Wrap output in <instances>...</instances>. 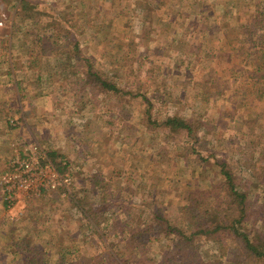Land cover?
Masks as SVG:
<instances>
[{"label":"rangeland","instance_id":"374dc122","mask_svg":"<svg viewBox=\"0 0 264 264\" xmlns=\"http://www.w3.org/2000/svg\"><path fill=\"white\" fill-rule=\"evenodd\" d=\"M263 12L264 0H0V155L7 139L37 141L70 179L24 211L0 164V264H26L24 239L43 264H264L229 230L187 224L233 197L225 165L246 193L236 225L264 240ZM174 116L191 129L172 130Z\"/></svg>","mask_w":264,"mask_h":264},{"label":"trees","instance_id":"16d2710c","mask_svg":"<svg viewBox=\"0 0 264 264\" xmlns=\"http://www.w3.org/2000/svg\"><path fill=\"white\" fill-rule=\"evenodd\" d=\"M262 14H264V12ZM263 16L264 15L260 16L259 18L255 17V23L258 22L260 24H263L264 27V19L262 18ZM261 36H264V34ZM261 50L263 51L262 56H264L263 46ZM97 78L101 79L100 77ZM104 86L113 87L108 83H104ZM166 123L167 125L170 126L172 130L175 129L176 131H178L181 128H187L189 130L191 129L190 124L186 123L183 119L177 116L169 117ZM224 166L225 165H222L223 168L221 169L222 173H224L226 176V178H224V182L230 187L229 190L230 193L228 192V194L233 195V197L231 198V200L229 199V201L227 199L226 200L221 199L220 202H218L219 205L216 210L211 211L209 210V206H208V208H206V211L200 215L201 218H198L196 213L191 214L189 216V220L187 224L190 227L192 226L195 227V230L193 232H200L206 235L213 233L216 234V232H220L222 229L229 230V232L232 233L233 235H237L243 238L249 255H251L255 259H262L264 258V240L257 237L256 235L250 236L245 231H241L239 226L236 225V222L243 223L245 219V215H246L245 210L247 207L246 193L243 191L239 192L237 190V188L235 187V183L233 182L234 180L232 178L230 171L227 170ZM218 187L220 188V190L222 189L221 185H219ZM170 231L181 233L184 239H187L188 237V235L186 233H183L182 230H175L171 228ZM189 241L192 242V239H189ZM13 244H14L13 246L17 247L15 248L16 252L19 253L20 251L23 252V257H24L22 258L23 263L43 264L44 259L38 256L39 254L38 250L31 245L30 241L24 239L23 242L21 241L17 244L15 240ZM184 246L185 244L183 245L182 250L184 249ZM57 261L58 264H66L64 260H61V258H58ZM116 263L121 264L120 261ZM72 264H89V263L75 262ZM188 264H193V261H188Z\"/></svg>","mask_w":264,"mask_h":264},{"label":"built area","instance_id":"2783aa9c","mask_svg":"<svg viewBox=\"0 0 264 264\" xmlns=\"http://www.w3.org/2000/svg\"><path fill=\"white\" fill-rule=\"evenodd\" d=\"M9 163L12 169L3 179V188L6 201L10 204L18 203L24 192L35 188L55 190L64 185L69 189L70 179L59 178L46 150L37 141L22 142Z\"/></svg>","mask_w":264,"mask_h":264},{"label":"crops","instance_id":"0c3cea01","mask_svg":"<svg viewBox=\"0 0 264 264\" xmlns=\"http://www.w3.org/2000/svg\"><path fill=\"white\" fill-rule=\"evenodd\" d=\"M13 84L14 85H18L17 80L16 81H13ZM6 141L9 142L12 147L10 148V151L9 150L7 151V154H4L3 153L2 155H0V164L2 162H4V163H7L8 162L9 163L10 158H12L15 155V152H16V146H17V143L18 142H16L15 144L14 143L12 144L11 143V141H12L11 139H7ZM4 142H5L4 139H0V150H2L3 145L6 146V144ZM40 190H43V191H40ZM44 192H55V191H49V190H46L45 188H35L32 191L24 192V194H22V196L18 200V203L16 205V208H19L20 209V208L23 207V210L25 211V207L28 208L30 206V201L31 200H34V198L37 197V196H39V195L41 196L42 193H44ZM19 211H20V213L23 212L21 210H19ZM17 215H18L17 216V218H18V217H21L23 214H18V212H17ZM7 217H5L6 220H8ZM1 223L3 224V222H1Z\"/></svg>","mask_w":264,"mask_h":264}]
</instances>
